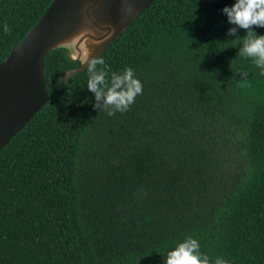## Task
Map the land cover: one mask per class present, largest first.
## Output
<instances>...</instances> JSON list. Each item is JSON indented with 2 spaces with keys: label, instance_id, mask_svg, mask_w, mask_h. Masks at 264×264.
<instances>
[{
  "label": "trees",
  "instance_id": "16d2710c",
  "mask_svg": "<svg viewBox=\"0 0 264 264\" xmlns=\"http://www.w3.org/2000/svg\"><path fill=\"white\" fill-rule=\"evenodd\" d=\"M51 2L0 0V62ZM234 3L134 18L97 57L143 85L123 114L93 107L87 67L61 80L80 63L65 47L47 52L49 98L0 149V264H163L189 236L211 261L264 264V75L226 35Z\"/></svg>",
  "mask_w": 264,
  "mask_h": 264
},
{
  "label": "water",
  "instance_id": "95a60500",
  "mask_svg": "<svg viewBox=\"0 0 264 264\" xmlns=\"http://www.w3.org/2000/svg\"><path fill=\"white\" fill-rule=\"evenodd\" d=\"M152 1L52 0L22 40L0 62V149L49 98L43 76L48 51L57 47L67 49V46L77 50L74 56L67 49L70 57L80 63L63 73L61 80L66 81L74 72L86 68L89 59L99 57ZM126 7L134 11L124 19ZM89 25L93 26L92 30L81 33V29ZM101 31L105 32L99 33ZM83 38L100 41L93 54L84 55L79 49Z\"/></svg>",
  "mask_w": 264,
  "mask_h": 264
},
{
  "label": "clouds",
  "instance_id": "9594fccd",
  "mask_svg": "<svg viewBox=\"0 0 264 264\" xmlns=\"http://www.w3.org/2000/svg\"><path fill=\"white\" fill-rule=\"evenodd\" d=\"M124 11L126 19L134 10L126 7ZM222 13L227 16V21L234 25L228 29L226 35L236 36L237 38L232 40L233 43L241 44L237 55L251 59L255 66L261 69L260 74L264 75V35H257L253 30V26L264 28V0H235L231 7L225 6ZM239 29L246 31L243 38L237 36ZM3 31L8 35L11 33V27L5 23ZM86 63L87 89L94 95L93 107L98 112L105 111L109 117L117 112L123 114L130 110L136 97L143 94V85L131 67L117 73L111 72L103 58H91ZM237 73L241 77L238 85L241 88L249 87V73ZM163 264H228V261L222 257L211 261L208 255L200 251L199 241L189 236L173 250L168 251Z\"/></svg>",
  "mask_w": 264,
  "mask_h": 264
},
{
  "label": "rangeland",
  "instance_id": "374dc122",
  "mask_svg": "<svg viewBox=\"0 0 264 264\" xmlns=\"http://www.w3.org/2000/svg\"><path fill=\"white\" fill-rule=\"evenodd\" d=\"M92 28H93L92 25H89L88 27L86 26L85 28L81 29L82 30L81 33L85 32V31H91ZM104 32L105 31H101L99 33H104ZM74 37H76V35ZM78 37L79 36H77L76 39H79ZM99 43H100V41H96V40H93L91 38H89V39L83 38V40L78 44V46L84 55H91L96 51L97 47L100 45ZM67 47H68L67 49L71 52L72 55H74V56L77 55V50H75L73 46H67ZM87 57H85V59H87Z\"/></svg>",
  "mask_w": 264,
  "mask_h": 264
}]
</instances>
